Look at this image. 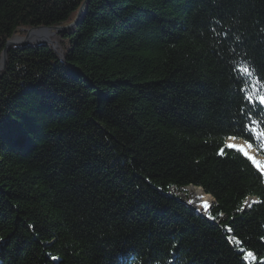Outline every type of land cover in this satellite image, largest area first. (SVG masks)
<instances>
[{"label":"trees","instance_id":"1","mask_svg":"<svg viewBox=\"0 0 264 264\" xmlns=\"http://www.w3.org/2000/svg\"><path fill=\"white\" fill-rule=\"evenodd\" d=\"M73 23L62 58L7 49L0 264H264V172L224 147L264 94V0H0V56Z\"/></svg>","mask_w":264,"mask_h":264},{"label":"snow or ice","instance_id":"2","mask_svg":"<svg viewBox=\"0 0 264 264\" xmlns=\"http://www.w3.org/2000/svg\"><path fill=\"white\" fill-rule=\"evenodd\" d=\"M236 76L235 79L237 80V83L241 85L237 89L239 92L246 91L242 86L248 82V78L252 77L255 75V68L254 66L251 65V62H246L244 65L235 68L234 69ZM240 74H243L242 76ZM262 78H257V82H260ZM253 91H256L255 88ZM242 101L247 102V108H246V113L242 115H246L247 119L250 120V123L248 124H243L241 123L239 127L237 128V131L228 136L229 140H236L240 138L241 136L244 137L245 140L248 141L247 143V148L251 149L254 147L252 141L254 135L256 137H264V130H261L262 124H264V94H261L259 91H256L255 97L251 94H248L246 96L242 95L241 97ZM233 127H237L236 124L232 125ZM245 133H247L245 135ZM227 148L232 150L234 149L235 151L239 153H243L248 160L252 161L253 164H256L255 159L253 156L249 155L248 152L245 150L243 147L237 148L235 144H229L227 145ZM221 154L223 153V150H221ZM257 167H260V165H257ZM264 171V168L261 169ZM209 205L205 204L204 208H208ZM211 218V217H210ZM231 231V229H229ZM239 243V241H237ZM241 252H243V249H241ZM253 256V252L248 251L247 255L244 256V260H247L249 257Z\"/></svg>","mask_w":264,"mask_h":264},{"label":"water","instance_id":"3","mask_svg":"<svg viewBox=\"0 0 264 264\" xmlns=\"http://www.w3.org/2000/svg\"><path fill=\"white\" fill-rule=\"evenodd\" d=\"M73 26H74V23L72 25L68 26V27H62V28H60V27H58V28H49V27L40 26V27H37V28L26 30L24 36H13L10 40H8L6 42L5 48H4V50H3V52L1 53V56H0V78H1V76L3 74V72H4V67H5V62H6V53H7V49L8 48H10V47H25V46H30V45L49 46L54 51L57 52V44L50 40V33H52V32L59 33V32H61L63 30L69 29V28H71ZM58 55H59L60 58H62V54L58 53ZM228 140L229 139H227L226 142H225V145H224L225 148H227V144L226 143H227ZM235 141L241 142L242 144L247 146V142H244L242 140H235ZM251 149L257 154L258 157L261 158V160L264 161V158H262L257 153V151L255 149H253V148H251ZM232 150L235 151L234 149H232ZM235 152H237V151H235ZM240 154L247 159V157L243 153H240ZM250 162L252 163V161H250ZM253 166L256 169H258L260 172H264L261 169H259L255 164H253ZM188 189H195V188L189 187ZM196 190L202 191L200 188H198ZM204 195H206V194H204ZM206 196H209V195H206ZM191 200H192V198L186 203V206L189 209H191L196 215H198L200 217L205 216L209 212V210L211 208V205L214 203V200L211 198L212 202H211V205L209 206V208L207 210V213L205 215H202V214H200V213L195 211L194 205L191 203Z\"/></svg>","mask_w":264,"mask_h":264},{"label":"bare ground","instance_id":"4","mask_svg":"<svg viewBox=\"0 0 264 264\" xmlns=\"http://www.w3.org/2000/svg\"><path fill=\"white\" fill-rule=\"evenodd\" d=\"M227 145H229V144H235L236 146H237V148H239V147H243V148H245V150L248 152V154L249 155H251V156H253V158L255 159V161H256V166L257 165H260V167H258L259 169H262V168H264V161L263 160H261V158L260 157H258L257 156V154L252 150V149H248L247 148V146L246 145H244V144H242L241 142H237V141H233V140H228L227 141V143H226ZM192 190H194V189H192ZM206 196V195H205ZM205 196H204V193L202 192V191H200V190H195L194 191V195H193V197H192V200L191 201H195V200H197L198 198H201V199H205V204H207V199L205 198ZM207 197H209V196H207ZM209 199H210V201L212 202V200H211V198L209 197ZM195 208V207H194ZM195 211L196 212H198V213H200V214H202V215H204V214H206V208H203V209H198V208H195Z\"/></svg>","mask_w":264,"mask_h":264},{"label":"rangeland","instance_id":"5","mask_svg":"<svg viewBox=\"0 0 264 264\" xmlns=\"http://www.w3.org/2000/svg\"><path fill=\"white\" fill-rule=\"evenodd\" d=\"M55 34H57V33H55V32H52V33H50V40L52 41V42H55L56 43V40H54V39H52V38H54V35ZM57 44V43H56ZM196 189H194V190H192V189H188V191H192V196H191V198L193 197V195H194V191H195ZM205 199H201V198H198L197 200H195V201H191V203L194 205V207L195 208H198V209H203L204 208V205H205ZM207 205H211V201H210V199L209 200H207ZM207 210V209H206ZM205 215V214H204Z\"/></svg>","mask_w":264,"mask_h":264}]
</instances>
